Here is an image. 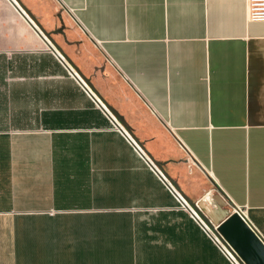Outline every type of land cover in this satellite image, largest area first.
Instances as JSON below:
<instances>
[{"label":"crops","instance_id":"crops-1","mask_svg":"<svg viewBox=\"0 0 264 264\" xmlns=\"http://www.w3.org/2000/svg\"><path fill=\"white\" fill-rule=\"evenodd\" d=\"M17 2L178 192L199 199L205 172L264 240V22L245 0ZM0 264H230L7 0Z\"/></svg>","mask_w":264,"mask_h":264},{"label":"built area","instance_id":"built-area-1","mask_svg":"<svg viewBox=\"0 0 264 264\" xmlns=\"http://www.w3.org/2000/svg\"><path fill=\"white\" fill-rule=\"evenodd\" d=\"M244 15H246V19L248 21H260L264 22V0H245V7H244ZM56 51V49L54 48ZM57 52V51H56ZM61 59L65 62L68 73L72 75L78 84H80V87L84 91L85 94H87L91 100H93L95 106L97 108L101 109L103 113L107 116L108 121L112 128H114L116 131H118L125 141L132 146L135 153L138 154V156L155 171L157 178L163 183L164 187L170 193L174 199L176 200L178 206L184 210H187L189 217L193 220V222L197 225H199L202 228V231L205 234H208L210 237V240H212L218 247L221 254L226 258L230 264H239L237 261V257L235 256L234 251L231 249L229 245L221 238L219 233L217 232V223L210 224L209 219L205 215L204 211H201L198 208V202L199 199H196L192 202V206L186 201L185 197L176 190L175 186L173 185L172 181L168 179L161 171L157 168V166L154 164V162L151 161V159L142 151V149L136 144L135 140L132 138L130 133H128L122 123L115 117V115L111 114L110 111L107 109L104 101L100 99L86 84L83 79L76 73L74 68H72L63 58V56H60ZM62 63V62H61ZM65 66V65H64ZM66 68V67H65ZM218 190L221 192V190L218 188ZM222 197L227 202L228 207L231 209L232 212H235L237 216L240 218V220L245 223L248 227L251 228V230L256 234V236L260 239L257 232L254 230L252 224L247 221L246 217V209L245 207H238L232 201L229 199L228 196H226L223 192ZM205 217L206 220H204L202 217ZM263 240V239H262ZM264 241V240H263Z\"/></svg>","mask_w":264,"mask_h":264},{"label":"water","instance_id":"water-1","mask_svg":"<svg viewBox=\"0 0 264 264\" xmlns=\"http://www.w3.org/2000/svg\"><path fill=\"white\" fill-rule=\"evenodd\" d=\"M7 1L11 6H14V8L19 12L21 17L28 23V25H30V27L34 30V32L45 42L47 47L56 55V57L62 62V64H64L65 67L68 68L65 62L63 61V59L60 58V56L63 55H61L60 52L58 51L56 52L54 50L51 39L41 28L36 27V22L31 17L26 16V14L24 13L25 10H23V8L17 2V0H7ZM63 58L72 68H74L76 73L83 79V81L86 84H88L91 90L101 99L97 91L92 87L91 84H89L88 80L78 71V69L73 65H71L70 61L67 58H65L64 56ZM104 103L107 109L110 111V113L115 115V117L121 122L119 116L115 114V112L106 104L105 101ZM127 132L130 133L129 131ZM151 161L154 162V164L161 171V173L165 175L164 171H162L161 164L153 160ZM185 199L192 206V201H190L186 197ZM198 205L199 206L201 205L200 201L198 202ZM208 211L209 210L206 209L204 210L205 215L209 214L206 215L207 218L208 219L211 218V220H213V222L216 223V220L214 219L215 216ZM202 218L206 220L204 216ZM217 224H218L216 228L217 232L219 233L221 238L227 243V245H229L231 249L234 251L239 264H264V241L262 239H259L256 236V234L251 230V228L240 220V218L237 216L235 212L231 211L230 213L227 214V216L224 219L217 222Z\"/></svg>","mask_w":264,"mask_h":264},{"label":"rangeland","instance_id":"rangeland-1","mask_svg":"<svg viewBox=\"0 0 264 264\" xmlns=\"http://www.w3.org/2000/svg\"><path fill=\"white\" fill-rule=\"evenodd\" d=\"M205 178V182H206V188H207V192H203V196H201L199 199L204 201V204L201 203L200 206H198V208L201 211L209 210L208 212H211L214 216H215V220L216 223L221 221L222 219H224L228 213L231 212V209L228 207L227 202L224 200V198L222 197V193L218 190V187L216 186V183L214 182V180L212 179L211 176H209L208 174H206L204 172V174L202 175ZM177 190V189H176ZM208 202L211 204L208 205ZM207 204V205H206ZM206 207V208H205ZM209 215V214H206ZM209 217V216H208ZM210 224H213V220H211V218H209Z\"/></svg>","mask_w":264,"mask_h":264},{"label":"bare ground","instance_id":"bare-ground-1","mask_svg":"<svg viewBox=\"0 0 264 264\" xmlns=\"http://www.w3.org/2000/svg\"><path fill=\"white\" fill-rule=\"evenodd\" d=\"M203 198H204V197H203ZM203 198H201V199H203ZM201 199L199 200V201H200V204H201V203H203V204H204V201H203V200H201ZM205 203H207L208 205H210V206H211V204H210V203H208V202H205ZM207 204H206V205H207ZM205 208H206V207H205ZM210 213H211V212H210Z\"/></svg>","mask_w":264,"mask_h":264}]
</instances>
